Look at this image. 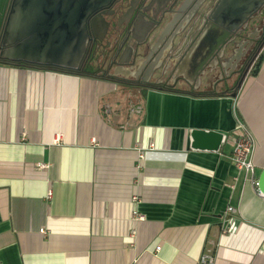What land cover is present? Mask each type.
<instances>
[{
	"label": "crops",
	"instance_id": "1",
	"mask_svg": "<svg viewBox=\"0 0 264 264\" xmlns=\"http://www.w3.org/2000/svg\"><path fill=\"white\" fill-rule=\"evenodd\" d=\"M260 68L236 97L185 81L133 95L97 74L0 59V264H264V195L232 160L242 122L256 176L264 167V130L241 105ZM193 130L223 133L220 149L193 148Z\"/></svg>",
	"mask_w": 264,
	"mask_h": 264
},
{
	"label": "flooded vegetation",
	"instance_id": "2",
	"mask_svg": "<svg viewBox=\"0 0 264 264\" xmlns=\"http://www.w3.org/2000/svg\"><path fill=\"white\" fill-rule=\"evenodd\" d=\"M228 3L111 0L88 21L81 71L114 79L133 95L140 85L175 88L180 81L193 91L239 92L264 54V0L244 22L222 16Z\"/></svg>",
	"mask_w": 264,
	"mask_h": 264
},
{
	"label": "water",
	"instance_id": "3",
	"mask_svg": "<svg viewBox=\"0 0 264 264\" xmlns=\"http://www.w3.org/2000/svg\"><path fill=\"white\" fill-rule=\"evenodd\" d=\"M111 0H7L0 12V52L10 61L57 67L80 72L86 52L88 21ZM263 0H229L222 16L241 22L257 12ZM1 10V8H0ZM183 32L176 36V46ZM16 44V45H15ZM15 45V46H14ZM243 84H241L240 88ZM239 92H233L236 97ZM193 148L218 151L225 135L193 130ZM264 195V167L259 175Z\"/></svg>",
	"mask_w": 264,
	"mask_h": 264
},
{
	"label": "built area",
	"instance_id": "4",
	"mask_svg": "<svg viewBox=\"0 0 264 264\" xmlns=\"http://www.w3.org/2000/svg\"><path fill=\"white\" fill-rule=\"evenodd\" d=\"M105 112L107 114H111L112 107L111 105H107L105 108ZM144 112V106L140 103L131 102L130 104V114H142ZM257 147L256 139L245 123L240 122L238 126V130L236 132V136L233 140V153L232 160L234 165L238 170L246 171L248 178L253 181L255 186L257 187L259 193V177L256 176V164L254 163L253 156L255 153V149ZM143 157V155H142ZM42 168H45L46 165L42 164ZM53 192L49 190L48 197H52ZM136 199V198H135ZM229 211H235L233 207H229ZM138 219L144 218V216L138 211L135 212ZM42 232H45V229H42ZM161 247H158L157 250H160ZM213 257L206 255L203 257V261L212 262Z\"/></svg>",
	"mask_w": 264,
	"mask_h": 264
},
{
	"label": "bare ground",
	"instance_id": "5",
	"mask_svg": "<svg viewBox=\"0 0 264 264\" xmlns=\"http://www.w3.org/2000/svg\"><path fill=\"white\" fill-rule=\"evenodd\" d=\"M258 83V84H257ZM262 86L264 87V73L261 77V79L257 80L256 84L253 85V82L246 88L245 95L241 101V105L245 111H247L248 114L253 117V125L257 128V131L261 132L264 130V125L262 124L261 120L256 118L260 114V104L264 101V93L260 94L259 100H256L255 98L257 96H253L254 90H256V86ZM259 89V88H258Z\"/></svg>",
	"mask_w": 264,
	"mask_h": 264
},
{
	"label": "trees",
	"instance_id": "6",
	"mask_svg": "<svg viewBox=\"0 0 264 264\" xmlns=\"http://www.w3.org/2000/svg\"><path fill=\"white\" fill-rule=\"evenodd\" d=\"M263 62H264V54L260 57L259 61L257 62V64L254 66L253 70H252V74L257 76L259 74V71H260V67H262L263 65ZM65 71H68V72H75V73H85V72H77V71H72V70H65Z\"/></svg>",
	"mask_w": 264,
	"mask_h": 264
},
{
	"label": "rangeland",
	"instance_id": "7",
	"mask_svg": "<svg viewBox=\"0 0 264 264\" xmlns=\"http://www.w3.org/2000/svg\"><path fill=\"white\" fill-rule=\"evenodd\" d=\"M241 93H242V91H241ZM261 173V172H260ZM260 173L258 172V174L260 175Z\"/></svg>",
	"mask_w": 264,
	"mask_h": 264
}]
</instances>
